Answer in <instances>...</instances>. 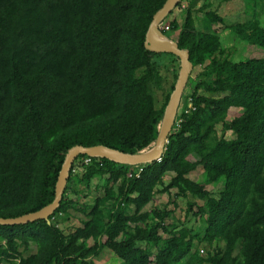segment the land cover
<instances>
[{
    "label": "trees",
    "instance_id": "1",
    "mask_svg": "<svg viewBox=\"0 0 264 264\" xmlns=\"http://www.w3.org/2000/svg\"><path fill=\"white\" fill-rule=\"evenodd\" d=\"M198 1L180 0L159 24L192 64L161 159L131 167L78 156L48 221L0 226V264H91L104 250L117 264H264V0H243L246 19L232 25L208 0L195 9ZM165 2L0 0V218L49 205L74 146L131 155L154 146L179 70L174 55L144 47ZM177 9L180 21L169 19ZM226 32L262 56L233 61ZM198 168L201 182L189 178ZM95 178L105 179L104 196L78 208L85 220L65 234L57 219L74 211L72 188L86 191ZM220 181L215 196L207 186ZM157 194L174 207L191 198L185 218L199 225L169 222L168 208L145 210Z\"/></svg>",
    "mask_w": 264,
    "mask_h": 264
},
{
    "label": "water",
    "instance_id": "2",
    "mask_svg": "<svg viewBox=\"0 0 264 264\" xmlns=\"http://www.w3.org/2000/svg\"><path fill=\"white\" fill-rule=\"evenodd\" d=\"M180 0H166L162 8L153 16L145 35L144 47L152 53L172 54L179 60V70L173 91L170 94L167 105L164 108L163 116L158 130V135L154 146L141 154L131 155L120 151L109 149L103 146L82 147L74 146L70 148L63 160L55 184V195L53 201L42 209L16 218H0V226L25 225L38 220L48 221L49 217L59 207L62 195L69 178L70 169L80 155L95 159H105L119 165L136 167L142 164H150L161 159L168 136L174 125L180 101L184 92L188 77L192 71V64L186 51L178 49L175 43L168 40L159 29V24L177 6Z\"/></svg>",
    "mask_w": 264,
    "mask_h": 264
},
{
    "label": "rangeland",
    "instance_id": "3",
    "mask_svg": "<svg viewBox=\"0 0 264 264\" xmlns=\"http://www.w3.org/2000/svg\"><path fill=\"white\" fill-rule=\"evenodd\" d=\"M206 0H200L198 1L195 9H198L202 3ZM211 4L210 10L214 11L218 16H220L224 24L226 25H232L234 23L243 22L246 19V15L244 12V2L243 0H208ZM186 6V4H183ZM259 20L258 23L260 26H264V8L263 10H260V8L257 9ZM257 15V14H256ZM194 19L196 21V25H198V22L202 19V13L194 12ZM176 18L178 21H180V15L179 10H175L174 14L170 16L169 19ZM222 27L221 25L214 26L215 29H218ZM177 35V32L172 33V37H175ZM221 37V45L223 48H227L228 46L236 45L238 50H236V54L233 56V61L237 62L244 58H259L262 56L261 50L253 47L248 46L245 43H241L235 39L233 35H228L227 32L220 34ZM166 71V70H165ZM197 71L193 70V76L196 74ZM164 74V73H163ZM168 79H170V75H164ZM165 85H168V81H166ZM157 99H160L158 94H156ZM159 101V100H158ZM155 106H157V103H155ZM238 115V110H231L229 113V117H235ZM226 139L232 138L231 133L225 134ZM81 164V161L76 163V167L74 168V175L80 176L82 174L81 168L79 167ZM170 175L166 174L163 178L164 183H167L169 181ZM189 178L195 182H201L202 180V172L201 169L198 168L195 172L191 173L189 175ZM104 184L105 179H99L95 178L90 182V185L88 187V190H83V186H78L76 188H72L74 190H78L79 194L77 196L73 195L71 197V201L74 204V211L70 213L68 219H62L58 218V226L59 228L65 233L68 234L71 231H73L75 228L81 226V221L85 220V217L78 212V208L80 209L83 206H88L89 208L94 204V200L101 198L104 196ZM74 187L73 184L70 185V188ZM207 189H210L212 191V194L215 196L218 194L219 189L222 187L221 181L215 185H209L207 186ZM174 192L172 191L170 195L172 196ZM86 195V197H85ZM170 195L167 194H157L152 203L146 206L145 210H150L152 208L155 209H165L168 208L170 210H173V215L169 222H175L177 224L182 223V225H186L188 227H197L199 225V221L196 218H192V216L189 217V219L185 218V209H186V203L188 201L193 202L191 198L187 199H176V207L169 201L173 200V197H170ZM198 204H201L200 202H196ZM76 210V211H75ZM222 244H220L221 246ZM200 251L202 252H208L209 248L208 246L204 244H200L199 246ZM118 260L117 258L108 250H104L98 257L92 258L91 264H117Z\"/></svg>",
    "mask_w": 264,
    "mask_h": 264
},
{
    "label": "built area",
    "instance_id": "4",
    "mask_svg": "<svg viewBox=\"0 0 264 264\" xmlns=\"http://www.w3.org/2000/svg\"><path fill=\"white\" fill-rule=\"evenodd\" d=\"M84 164H88L89 163V160L88 159H86V160H84V162H83Z\"/></svg>",
    "mask_w": 264,
    "mask_h": 264
},
{
    "label": "clouds",
    "instance_id": "5",
    "mask_svg": "<svg viewBox=\"0 0 264 264\" xmlns=\"http://www.w3.org/2000/svg\"><path fill=\"white\" fill-rule=\"evenodd\" d=\"M93 159H95V158H93Z\"/></svg>",
    "mask_w": 264,
    "mask_h": 264
}]
</instances>
